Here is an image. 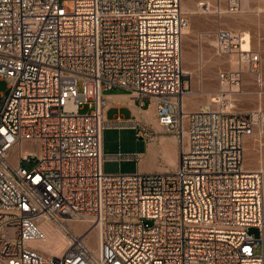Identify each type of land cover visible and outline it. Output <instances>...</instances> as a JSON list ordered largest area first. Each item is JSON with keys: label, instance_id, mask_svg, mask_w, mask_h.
Instances as JSON below:
<instances>
[{"label": "built area", "instance_id": "obj_1", "mask_svg": "<svg viewBox=\"0 0 264 264\" xmlns=\"http://www.w3.org/2000/svg\"><path fill=\"white\" fill-rule=\"evenodd\" d=\"M241 9L228 0L226 12ZM189 24L182 0H0V264H264V171L245 166L244 147L264 111L232 103L261 55L219 28L214 46L238 67L219 69L222 89L191 110ZM115 88L154 103L160 130L108 119L105 91ZM126 126L146 142L174 135L178 166L108 168L140 159L104 152L105 129ZM45 220L69 238L60 255L32 244L47 237Z\"/></svg>", "mask_w": 264, "mask_h": 264}, {"label": "rangeland", "instance_id": "obj_2", "mask_svg": "<svg viewBox=\"0 0 264 264\" xmlns=\"http://www.w3.org/2000/svg\"><path fill=\"white\" fill-rule=\"evenodd\" d=\"M185 1L190 3V0H182V5ZM199 1L191 0L192 10H183L190 22L184 35V68L187 67L190 70L188 74L193 91L188 97L187 106L191 107L197 103L200 105L211 103V97L222 89L217 78L218 70L238 67L236 54L220 55L214 46L216 31L219 28H228L244 35L247 31L250 34L252 50L260 53L262 59L258 73L245 67L241 92L232 95L235 110L249 112L254 108H262L264 111V0H248V6L242 3V9L238 13L226 12L228 0H206L213 6L210 12L201 11L198 6ZM82 86L83 82L79 79L78 88L81 90ZM7 90L8 81L0 79V91ZM88 110V104L81 105V113ZM106 134L108 136L109 131ZM125 137L130 142L145 143V141L137 138L134 133L127 132ZM112 139H114L112 134L107 137L108 142ZM138 146L136 143L134 147ZM109 147V144L106 145L107 150ZM244 147L245 166L248 169L259 168L264 171V122L246 136ZM134 160L125 159L120 171L122 173L135 172L137 161ZM24 164L26 165V163ZM250 230L260 235L261 230L258 227H252ZM96 235L95 231L90 234L89 243L91 245H96L94 241ZM51 242L55 243V248L65 244V240L61 237ZM257 251H261V246L258 247Z\"/></svg>", "mask_w": 264, "mask_h": 264}, {"label": "crops", "instance_id": "obj_3", "mask_svg": "<svg viewBox=\"0 0 264 264\" xmlns=\"http://www.w3.org/2000/svg\"><path fill=\"white\" fill-rule=\"evenodd\" d=\"M105 95L108 99V107L105 112L108 119L114 120L117 117H121L124 120L133 121L135 124H144L156 130H160V125L156 119L154 103H151L147 108L141 107L135 94L122 88L107 90L105 91ZM199 107L200 104L197 103L191 105L189 109L194 110ZM107 131H109L108 136L112 134V137H114V139L109 142L107 140ZM127 132L135 134L136 128L134 126H126L120 129L116 127L106 128L104 131V152L111 154H137L140 159L139 161L135 159L137 161L136 171L139 170L141 172H166L174 170L178 166L179 145L174 135L163 134L149 142H146L143 138H139L140 140L145 141L144 143L130 142L129 140H126L125 134ZM136 143L139 145L138 147H134ZM108 144L110 147L107 150L106 145ZM124 160L125 159H121L119 164L117 161H108L106 166L112 168L114 171H118L119 168L121 169Z\"/></svg>", "mask_w": 264, "mask_h": 264}, {"label": "bare ground", "instance_id": "obj_4", "mask_svg": "<svg viewBox=\"0 0 264 264\" xmlns=\"http://www.w3.org/2000/svg\"><path fill=\"white\" fill-rule=\"evenodd\" d=\"M242 3L246 6L248 4V0H243ZM182 9L192 10V6L189 2L185 1L182 5ZM243 47L245 49L251 48V38H250V34L247 31L245 33V39L243 40ZM185 68H186L185 71L187 73L190 72V70L187 67ZM149 114H150V111H149ZM42 227L46 231L47 237L43 240H37V241L32 242L33 246H35L36 248H38L39 250L43 251L44 253L50 256H57V255L62 254V252L69 246L70 241L67 235L64 233V231L61 228L55 226L52 222L48 220L43 221ZM77 229L81 230L82 226L78 225ZM59 237L65 240V244L61 245L59 248H55V243L51 241L56 240ZM94 241L96 245L95 246L92 245V246L95 249H97L98 243H99L98 234L96 235Z\"/></svg>", "mask_w": 264, "mask_h": 264}]
</instances>
